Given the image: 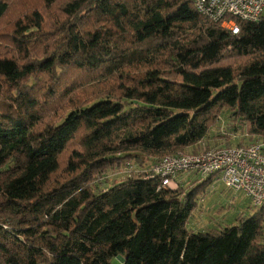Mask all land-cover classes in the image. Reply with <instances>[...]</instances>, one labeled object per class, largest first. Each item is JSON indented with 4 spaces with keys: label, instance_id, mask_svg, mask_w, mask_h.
Instances as JSON below:
<instances>
[{
    "label": "trees",
    "instance_id": "1",
    "mask_svg": "<svg viewBox=\"0 0 264 264\" xmlns=\"http://www.w3.org/2000/svg\"><path fill=\"white\" fill-rule=\"evenodd\" d=\"M238 23L195 0H0V264H264V205L194 232L216 175L154 170L223 110L264 140V14ZM132 162L152 167L95 190Z\"/></svg>",
    "mask_w": 264,
    "mask_h": 264
},
{
    "label": "built area",
    "instance_id": "2",
    "mask_svg": "<svg viewBox=\"0 0 264 264\" xmlns=\"http://www.w3.org/2000/svg\"><path fill=\"white\" fill-rule=\"evenodd\" d=\"M197 10L233 33L240 29L238 20L258 21L264 14V0H195ZM163 187L176 189L184 172L202 178L220 176L236 192H242L252 206L264 205V140L257 139L234 146H215L198 152L179 151L154 165Z\"/></svg>",
    "mask_w": 264,
    "mask_h": 264
},
{
    "label": "rangeland",
    "instance_id": "3",
    "mask_svg": "<svg viewBox=\"0 0 264 264\" xmlns=\"http://www.w3.org/2000/svg\"><path fill=\"white\" fill-rule=\"evenodd\" d=\"M246 128L242 124L237 123L231 117L228 110H223L217 122L212 126L208 139H213L216 143L225 146H234L238 143H248L259 139L248 135ZM222 139V141H218ZM182 151H194L183 149ZM152 167V162H146L144 167L132 162L125 164L119 168L109 169L104 175L106 179L97 180L94 182L96 191L106 189L115 182L124 180L132 171H138L143 168L149 169ZM134 172V173H135ZM180 185L189 187L196 180L203 178L195 173H182L179 178ZM198 197L197 209L190 218L188 228L194 232L221 229L227 225L235 223L240 215H252L256 208L252 206L251 201L242 192H236L230 189L220 176L216 177L210 187H206ZM114 264H122L121 257L113 259Z\"/></svg>",
    "mask_w": 264,
    "mask_h": 264
},
{
    "label": "crops",
    "instance_id": "4",
    "mask_svg": "<svg viewBox=\"0 0 264 264\" xmlns=\"http://www.w3.org/2000/svg\"><path fill=\"white\" fill-rule=\"evenodd\" d=\"M218 141H222V139H219ZM214 145H216V143L213 142V139H208L206 137L201 142H199L193 146H190L187 149L195 150V152H198V151L203 150L204 148L215 147ZM218 146H223V145L220 144ZM190 152H192V151H190Z\"/></svg>",
    "mask_w": 264,
    "mask_h": 264
}]
</instances>
